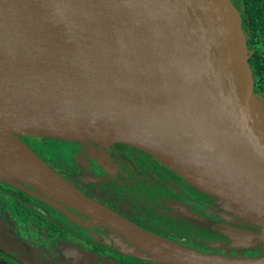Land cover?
<instances>
[{
	"label": "water",
	"instance_id": "obj_1",
	"mask_svg": "<svg viewBox=\"0 0 264 264\" xmlns=\"http://www.w3.org/2000/svg\"><path fill=\"white\" fill-rule=\"evenodd\" d=\"M254 85L230 0H0V127L29 150L20 136L140 149L259 226L264 244V104ZM95 205L102 212L74 208L151 261L264 264L183 247ZM161 241L201 260L164 257Z\"/></svg>",
	"mask_w": 264,
	"mask_h": 264
},
{
	"label": "flooded vegetation",
	"instance_id": "obj_2",
	"mask_svg": "<svg viewBox=\"0 0 264 264\" xmlns=\"http://www.w3.org/2000/svg\"><path fill=\"white\" fill-rule=\"evenodd\" d=\"M24 139L31 146V150L43 156L42 160L55 173L69 181L85 197L144 231L184 247L204 249L213 254L248 258L264 256V244L257 239V235L261 232L257 225L232 210H224L217 197L198 190L183 177L160 167L143 152L124 145L107 144L105 146L96 143L102 168L107 171L106 174L111 173V175L95 177L83 173L72 161L64 164V159L54 154L56 150L50 143L63 144L69 141L44 138L45 140L41 142L35 137ZM45 148L47 153L43 152ZM132 175L134 178L131 177ZM15 182L14 184L0 180V210L3 206L2 200L7 196L19 211H26L40 220L52 223L65 237L73 240L65 246L57 247L60 254H62V248L77 245L87 254L97 256L87 263L78 264H166L144 258L143 256L148 255L139 249L134 240L89 217L71 204L37 196L31 184ZM139 183L140 185L137 186ZM105 186L109 189L106 193L102 192ZM119 186L122 189L117 191ZM60 205L66 209L61 208ZM63 211L68 212L67 215L80 218L83 223L73 224L72 221H67ZM55 214H61L63 219H56ZM191 218L199 220L197 222L200 223V227L203 226V229L193 225ZM86 226L102 241H97L89 237L90 234L83 233L85 228L87 229ZM177 227L181 231H177ZM193 227L194 229L198 227V230H191ZM234 228L242 229L249 235H245V239L243 241L239 239L240 243H237V239L233 236ZM208 230L214 231L215 236H210L211 233ZM231 233H233L231 238L224 236ZM212 240L223 243L213 247ZM78 241L86 247L90 246L91 249L84 247ZM12 242L14 241L0 239V264H27L20 259L21 256L30 257L45 264H66L55 261V257L38 254V249L31 244L24 249L19 244H17L19 248H16L15 243ZM30 248H34L37 255H29L27 251ZM64 257L67 256L64 255Z\"/></svg>",
	"mask_w": 264,
	"mask_h": 264
},
{
	"label": "rangeland",
	"instance_id": "obj_3",
	"mask_svg": "<svg viewBox=\"0 0 264 264\" xmlns=\"http://www.w3.org/2000/svg\"><path fill=\"white\" fill-rule=\"evenodd\" d=\"M255 47L257 51L264 57V34L261 31L257 32L255 36ZM35 139L41 142L45 140L43 137H35ZM107 143L108 142H105L104 145L106 146ZM50 145H53V148H55L56 150L54 154L58 158L64 159V164L72 161L77 168L82 170L83 173L95 177H107L111 175V173L106 174L107 171L103 170L102 162L99 157L100 152L97 150V145L94 142L69 141L63 144L53 142L50 143ZM43 150L44 153H47L45 152L47 151L46 148ZM13 183L15 184L16 182ZM27 183L31 182L29 181ZM31 185L35 188L34 193L37 196H43L46 199L52 201L60 202L61 200L67 202L68 204H71V202L64 196H61V198H57L46 192L44 189L36 186L35 184L31 183ZM54 192L57 196H60L59 192H57L56 189L54 190ZM10 201L11 199H9L7 196L4 200H2L3 206L0 210V239L6 241H14L12 243H15L14 245L16 248H19L17 244H19V246L24 249H26V246H30L31 244V246H35L38 249V254L42 253L47 257H55V261L64 262L66 264L87 263L88 261L97 258V256L95 255L87 254L85 250H83V248L78 247L77 245H69L64 249L62 248L61 251L63 255L60 254L57 247L65 246L69 242H73V240L65 237V235L59 232V230L56 229V227L52 223L45 220H40L34 215L28 214L26 211H19ZM60 207L66 209L63 205H60ZM67 213L68 212L63 211V215H66L65 217H67V221H72L73 224L83 223L80 218H76L72 215H67ZM60 215L61 214H55L54 217L56 219H63L62 215ZM83 233H88L90 234L89 237H92L97 241H102L100 240L101 238L94 235L92 233V230H89L88 227L87 229L85 228ZM79 243L81 245L83 244L82 242ZM83 246L86 247L85 244H83ZM86 248L91 249L90 246ZM36 252L34 248H30V250L27 251V253L32 256L37 255ZM64 255H66L67 257L65 258ZM221 255L230 257V255L228 254Z\"/></svg>",
	"mask_w": 264,
	"mask_h": 264
},
{
	"label": "bare ground",
	"instance_id": "obj_4",
	"mask_svg": "<svg viewBox=\"0 0 264 264\" xmlns=\"http://www.w3.org/2000/svg\"><path fill=\"white\" fill-rule=\"evenodd\" d=\"M84 13L89 20L93 23L95 20L91 18V5L85 4ZM106 19L109 23V30L114 36L115 26L109 22L108 16ZM109 145V143H107ZM0 178L7 181L15 182H31L43 189L48 190L53 196L61 198L64 196L71 202V206L85 208L87 210L95 209L102 212V209L84 198L81 194L77 193L65 180L54 175L46 165L40 161L29 149L24 147L21 142L4 127H0ZM47 182L50 184V189L47 187ZM30 183V184H31ZM59 192L57 196L54 190ZM216 213V212H215ZM156 250H162L164 257H174L179 259H191L199 261L201 256L190 250H181L176 247L167 245L164 242H158L155 245Z\"/></svg>",
	"mask_w": 264,
	"mask_h": 264
},
{
	"label": "trees",
	"instance_id": "obj_5",
	"mask_svg": "<svg viewBox=\"0 0 264 264\" xmlns=\"http://www.w3.org/2000/svg\"><path fill=\"white\" fill-rule=\"evenodd\" d=\"M230 1H231L232 5L239 11L240 17L242 19V29H243V33H244L245 38H246V44H247V49H248V63H249V67L253 73L254 81H255L254 92L264 104V57H263V55H261L257 51V49L255 47V36H256L257 32L261 31L264 34V0H230ZM24 138H30V137L20 136V139L24 142V144L30 148L31 146L26 142V140ZM45 139L46 140H55V141L60 140V139H55V138H45ZM61 141H64V140H61ZM116 145H120V146L124 145L130 149H134L136 151L143 152V153L147 154L148 157H150L152 160H154L157 163V165H159L160 167L166 168L169 171H171L172 173H174L175 175L180 176L176 172H174L172 169H170L169 167H167L166 165H164L163 163L158 161L155 157H153L152 155H150V154H148V153H146L140 149H137V148L131 147L129 145H125V144H116ZM31 151H33V149ZM34 154L37 155L42 160L43 156L41 154H39V153L37 154L35 152H34ZM131 177H133V175ZM141 182H142V180H141ZM139 185H140V183L137 184V186H139ZM140 188H137V189H140ZM121 189H122V187L119 186L116 190L120 191ZM108 191H109V189L107 188V186H105L104 189L102 190V192H104V193H106ZM219 202L221 203L220 206L224 210H226V209L231 210L224 202H222L221 200ZM191 220H192V218H191ZM192 221H193V225H195V226L197 225L199 228L195 227V229H194V227H193L191 230H198L200 228L203 229V226L200 227V223L197 222L199 220L193 219ZM257 227L260 229L259 226H257ZM177 231H181V230L178 228ZM208 231L211 233L210 236H215L214 231H212V230H208ZM232 234L233 233L225 234L224 236L227 238H231ZM193 235L197 236L195 234H193ZM196 238L201 240V238L198 236ZM169 241H171V240H169ZM214 241L215 240H212V242H211L213 247L223 243V242H221V243L217 242L216 243ZM236 241H237V243L239 242L238 240H236ZM171 242H173V241H171ZM258 242H260L259 239H258ZM181 246H183V245H181ZM195 250H197L201 253H204V254H213L211 252L205 251L204 249H195Z\"/></svg>",
	"mask_w": 264,
	"mask_h": 264
}]
</instances>
